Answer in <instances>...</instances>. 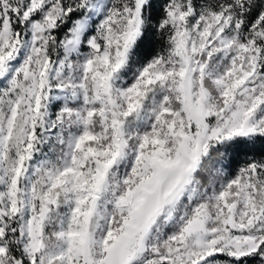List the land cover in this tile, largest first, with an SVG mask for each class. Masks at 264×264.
<instances>
[{"label": "snow or ice", "instance_id": "snow-or-ice-1", "mask_svg": "<svg viewBox=\"0 0 264 264\" xmlns=\"http://www.w3.org/2000/svg\"><path fill=\"white\" fill-rule=\"evenodd\" d=\"M0 264H264V0H0Z\"/></svg>", "mask_w": 264, "mask_h": 264}]
</instances>
